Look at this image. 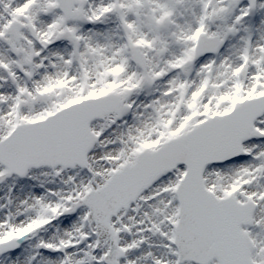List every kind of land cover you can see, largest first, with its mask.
<instances>
[{
    "label": "snow or ice",
    "instance_id": "snow-or-ice-1",
    "mask_svg": "<svg viewBox=\"0 0 264 264\" xmlns=\"http://www.w3.org/2000/svg\"><path fill=\"white\" fill-rule=\"evenodd\" d=\"M0 264H264V0H0Z\"/></svg>",
    "mask_w": 264,
    "mask_h": 264
}]
</instances>
